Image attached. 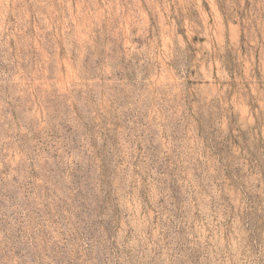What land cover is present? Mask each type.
<instances>
[{"label": "rangeland", "instance_id": "rangeland-1", "mask_svg": "<svg viewBox=\"0 0 264 264\" xmlns=\"http://www.w3.org/2000/svg\"><path fill=\"white\" fill-rule=\"evenodd\" d=\"M0 264H264V0H0Z\"/></svg>", "mask_w": 264, "mask_h": 264}]
</instances>
